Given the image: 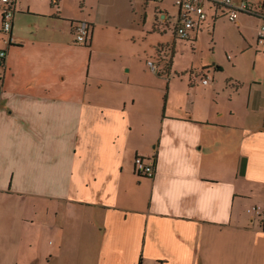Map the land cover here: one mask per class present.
<instances>
[{
	"label": "crops",
	"instance_id": "crops-1",
	"mask_svg": "<svg viewBox=\"0 0 264 264\" xmlns=\"http://www.w3.org/2000/svg\"><path fill=\"white\" fill-rule=\"evenodd\" d=\"M147 1L138 28L152 6L145 32L171 34L148 51L89 0H13L9 32L0 1V264H264V47L242 75L248 38L195 74L156 72L158 46L181 41L178 8L161 32ZM247 1L261 11L191 38L262 24L264 0Z\"/></svg>",
	"mask_w": 264,
	"mask_h": 264
},
{
	"label": "rangeland",
	"instance_id": "rangeland-1",
	"mask_svg": "<svg viewBox=\"0 0 264 264\" xmlns=\"http://www.w3.org/2000/svg\"><path fill=\"white\" fill-rule=\"evenodd\" d=\"M147 0H89V3L98 7V12L102 17L106 15V21L109 24H114L115 27H118V31L126 35L128 33L136 35V48L140 46V50H146L152 48L151 45H154L157 39H168L171 34L165 33H146L145 28L150 23V16L152 14V6L147 7L148 20L143 26L140 24L138 28L137 25V16L140 11L145 7ZM175 0H154L153 3H157L159 6L154 8V29L167 32L172 29V18L170 12L164 9L168 8L171 12H175L174 6ZM143 13V19H144ZM134 17L136 21L133 22ZM164 20V23H163ZM248 27L245 29V34L235 27L226 26L224 22H218V29L216 32L211 33L210 29L205 28L199 32L196 38L191 39H180L176 44V48L173 46L162 47L158 46L157 54L151 57V60L155 61V64L159 65L158 72L161 67V72H165L168 67H171L173 62V68L178 71H185L188 69H194L195 72H200L203 70V66L213 67L216 57H223L224 52H222L223 46H233L234 48L242 47L244 40L248 38L249 41H252V48L246 51H238L234 54V62L246 61L245 67L236 66V72L240 75L244 74L247 68H250L255 59V46L259 45L260 49H263L264 43L258 38V33L256 32V24L259 23V28L262 25L260 19L258 18H248ZM144 21V20H143ZM165 26V27H164ZM139 29V31H138ZM135 30V31H134ZM256 34V35H255ZM224 37V38H223ZM258 43L256 44V42ZM230 52V51H228ZM174 56V57H173ZM227 58L226 55L224 57ZM149 59V60H150ZM144 60V58H143ZM237 65V64H236ZM150 67V66H149ZM153 70V69H152ZM159 71V72H160ZM252 73V70L249 71ZM190 75V72L188 73ZM198 80L201 79V76H197ZM29 254L23 253V259L28 258Z\"/></svg>",
	"mask_w": 264,
	"mask_h": 264
},
{
	"label": "built area",
	"instance_id": "built-area-1",
	"mask_svg": "<svg viewBox=\"0 0 264 264\" xmlns=\"http://www.w3.org/2000/svg\"><path fill=\"white\" fill-rule=\"evenodd\" d=\"M3 3V30L9 32L12 28L14 15L13 0H0ZM56 2L57 0H53ZM209 4V9L207 8ZM174 6L178 8L174 30L180 39H191L194 32L204 26L211 16L226 17L235 21L240 13L257 14L261 11L259 5H253L247 0H175ZM210 14V12H212ZM75 39L77 42L86 43L91 35L90 27L86 22H77L75 25ZM258 38L264 42V22L258 30ZM6 50L0 49V63H3ZM147 65L153 70H158L154 60H147ZM1 78V77H0ZM204 83L209 82V77H203ZM135 172L141 176H153L155 166L151 159L145 155L138 154L134 160Z\"/></svg>",
	"mask_w": 264,
	"mask_h": 264
},
{
	"label": "trees",
	"instance_id": "trees-1",
	"mask_svg": "<svg viewBox=\"0 0 264 264\" xmlns=\"http://www.w3.org/2000/svg\"><path fill=\"white\" fill-rule=\"evenodd\" d=\"M169 69H170V67H168V68H167V70H166L165 72H168V71H169Z\"/></svg>",
	"mask_w": 264,
	"mask_h": 264
}]
</instances>
